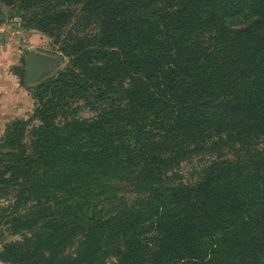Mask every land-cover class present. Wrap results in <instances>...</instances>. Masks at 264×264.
Masks as SVG:
<instances>
[{"label": "trees", "instance_id": "1", "mask_svg": "<svg viewBox=\"0 0 264 264\" xmlns=\"http://www.w3.org/2000/svg\"><path fill=\"white\" fill-rule=\"evenodd\" d=\"M8 5L70 64L0 138V261L264 264V0Z\"/></svg>", "mask_w": 264, "mask_h": 264}, {"label": "rangeland", "instance_id": "2", "mask_svg": "<svg viewBox=\"0 0 264 264\" xmlns=\"http://www.w3.org/2000/svg\"><path fill=\"white\" fill-rule=\"evenodd\" d=\"M10 1L4 0L0 14V138L4 135L7 125L17 120L28 121L32 118L39 101L37 93L40 84L56 77L70 64L69 58L53 44V37L40 31H32L24 24L19 25L21 18L16 9L8 5ZM29 53L42 58L46 67L35 78L26 80L25 58ZM80 115L87 117L90 113L83 109ZM36 123L37 120L32 121V124ZM30 127L31 124L28 128ZM210 155L211 152H208L183 163L181 172L185 179L196 178L197 171ZM2 235L4 240L19 239L18 235L11 236L6 231ZM0 264L9 263L0 261Z\"/></svg>", "mask_w": 264, "mask_h": 264}, {"label": "water", "instance_id": "3", "mask_svg": "<svg viewBox=\"0 0 264 264\" xmlns=\"http://www.w3.org/2000/svg\"><path fill=\"white\" fill-rule=\"evenodd\" d=\"M45 61L34 53H29L25 58V79H33L38 73L45 69Z\"/></svg>", "mask_w": 264, "mask_h": 264}]
</instances>
